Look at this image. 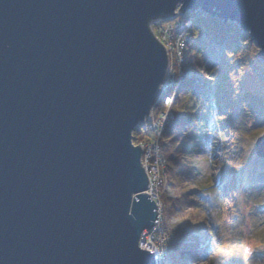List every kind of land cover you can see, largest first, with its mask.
Here are the masks:
<instances>
[{"label":"water","instance_id":"obj_1","mask_svg":"<svg viewBox=\"0 0 264 264\" xmlns=\"http://www.w3.org/2000/svg\"><path fill=\"white\" fill-rule=\"evenodd\" d=\"M177 7L234 24L264 63V0H0V264H158L132 132L169 68L151 25Z\"/></svg>","mask_w":264,"mask_h":264},{"label":"rangeland","instance_id":"obj_2","mask_svg":"<svg viewBox=\"0 0 264 264\" xmlns=\"http://www.w3.org/2000/svg\"><path fill=\"white\" fill-rule=\"evenodd\" d=\"M178 10L179 7L176 8L175 13H179ZM165 22V20L162 22V26L167 27ZM160 25H157V22L151 25L155 36L156 32H159L157 27ZM247 40L249 42L248 37ZM255 49L257 51L256 46ZM175 69L178 70V67H175ZM259 84L257 85L258 90H263L264 84ZM177 90V86L170 89L171 102L169 104H155L145 123H143L151 133L152 128L158 131L155 136L157 140L163 128L169 124L170 119L167 116L172 112L174 104L171 103ZM234 105L236 104H229L228 109L233 108ZM255 105L258 106V104ZM156 107H158V110L155 111ZM192 110H195V108ZM162 111H164V114H162ZM157 112L160 116L155 115ZM215 112L217 111L212 109L209 115L213 128L199 124V134L208 137L205 142L197 141V144L202 146L201 153L193 156L190 154V160L189 157L181 155L180 152L177 153L176 163L179 165L180 170L186 171L190 165L196 168L193 170L194 175L183 181V183L187 182V185L182 186L181 179L174 181L173 184L179 186L180 190H176L169 182L166 171L167 166L165 169L163 168V161L166 162V160L160 148L153 147V145H156L154 144V138L149 142H145L151 152L148 159L151 170L146 173L149 187L152 183L149 178L152 181V177L156 180L149 195L156 202L157 211L159 212L158 225L162 232L156 233L158 239L163 236L167 239V244L163 245V249H159L162 251L158 252L160 254L159 264H180L170 258L171 255L168 249L169 234L166 235V233L170 227L178 228L187 222L188 224L196 222L201 226L203 222L205 226L210 227L212 236L210 241L202 242V244H209L204 255L196 259L186 257L185 262L182 264H264V180L259 179L255 172L256 169L264 168V160L257 158L254 154L255 140L260 136H264V121L256 120L255 124L246 123L251 124L250 128L249 126L243 127L242 119L249 122L251 121V115H246L245 112H241V115L238 114L232 121V125H229L232 129H227L231 131L229 140L234 145H227L233 147V150L231 152L227 151L226 154L222 145L229 138V132L226 133V128L224 129L222 126L223 119L218 120V117L222 115L218 112L219 114L216 113L215 117ZM195 126H198L197 123ZM226 157L230 159L227 160ZM226 160L227 162H225ZM153 161H155L156 167L152 165ZM231 174H234L235 177H232ZM226 179V184L222 183V187L227 190V193H225L227 197L225 198L221 191L217 192V183ZM200 189L204 190L202 197L196 194L197 190ZM163 193L169 198L167 203L169 213L166 215L160 202V195ZM185 196L186 199H184ZM190 198L191 200H189ZM197 198L200 201L197 202ZM182 200L184 201L182 202ZM194 204L196 206H193ZM219 237H221V242H219ZM200 241H202L201 238ZM219 243L223 246L216 250L214 245Z\"/></svg>","mask_w":264,"mask_h":264},{"label":"trees","instance_id":"obj_3","mask_svg":"<svg viewBox=\"0 0 264 264\" xmlns=\"http://www.w3.org/2000/svg\"><path fill=\"white\" fill-rule=\"evenodd\" d=\"M188 20H191V23L185 27ZM175 21L179 23V28H171L173 24L169 23L165 25L169 28L166 31L174 35L182 33L184 40H186V49L180 68V74L184 77H182L171 103L174 104L171 112L172 121L170 120L160 133L159 144L161 153L167 162L166 171L169 182L176 190H180L179 186L173 184L174 181L181 179L180 183H183L194 175L193 170L196 168L190 165L186 171L180 170L176 163L177 153L180 152L181 155L189 157V160L190 154L193 156L201 153L202 146L197 144V141L205 142L208 137L199 134V124L213 128L209 116L212 109L217 111L214 113L215 117L219 113L222 115L218 117V120L223 119L222 126L224 129L226 128L225 130L230 129L229 125H232V121L238 114L241 115V112L251 115L249 122L242 119L243 127L249 126L250 128L251 124L246 123L255 124L256 120L264 121V89L258 90L257 88L259 83L264 84V63L257 56L255 46L248 42L247 35L240 32L234 24L229 22L223 24L201 12L185 14L176 18ZM160 24L157 28L166 27L162 26V23ZM173 87L164 92L163 98L157 104H164L163 99L171 95L169 91ZM198 104L200 105L198 106ZM229 104L236 105L228 109ZM156 108L155 111L158 110V107ZM193 108L195 110H192ZM196 123L197 127L195 126ZM230 130L226 131V133L229 132V138L222 145L226 154L227 151L233 150V147L227 145H234L229 140L231 138ZM157 132L155 129L151 133L144 124H141L134 130L133 140L134 142L143 140L149 142L156 136ZM229 141L230 143H228ZM226 159L229 160L230 158L226 157ZM255 172L259 179L264 180V168L256 169ZM231 175L235 177L234 174ZM226 181L227 179L217 183V192L221 191L225 198L227 197V194L225 195L227 190L222 187V183L226 184ZM185 185L187 182L182 184V186ZM196 194L202 197L204 190H197ZM168 199L166 194L160 195V202L163 205L165 215L169 213L167 209ZM179 200L181 199L179 198ZM196 201L200 200L197 198ZM209 228L203 222L202 226L196 222L194 224L187 222L178 228L172 226L168 231L166 230V235L169 234L170 258L182 264L186 257L196 259L204 255L209 244H202V242L210 241L212 236ZM221 241V237H219V242ZM222 246L219 243L218 245L215 244L214 248L217 250Z\"/></svg>","mask_w":264,"mask_h":264},{"label":"built area","instance_id":"obj_4","mask_svg":"<svg viewBox=\"0 0 264 264\" xmlns=\"http://www.w3.org/2000/svg\"><path fill=\"white\" fill-rule=\"evenodd\" d=\"M178 14V13H176ZM175 17V16H174ZM174 17L170 19V22L175 21ZM191 21L188 20L185 23V27H188L190 25ZM160 24V21L157 22V25ZM173 24L171 28H179L178 22L169 23ZM170 26V25H169ZM159 29V32H156L157 39L162 43L164 48L166 49L167 55H168V61H169V68L167 73V78L162 86V92H165L170 86H173L175 84V79L180 75V68L183 61V51L185 49V40L182 35V33H177V35H174L173 33H169L166 31L169 29L168 27H162L157 28ZM174 35V36H173ZM175 67H178V70L175 69ZM171 102V98H166L164 103L169 104ZM156 144V142L154 143ZM150 179L151 187H149V191H152L153 183L156 182V180L152 177L153 181ZM158 218L154 222V226L146 230V232L143 233V235H147L148 239L144 241V237H142V241L140 242L143 246H145V249H148V251L153 252V255L156 259V261L160 262L158 254L159 249H163V245L166 244V237L163 236L161 239H158V235L156 232H162L160 230V226ZM162 234V233H161Z\"/></svg>","mask_w":264,"mask_h":264},{"label":"bare ground","instance_id":"obj_5","mask_svg":"<svg viewBox=\"0 0 264 264\" xmlns=\"http://www.w3.org/2000/svg\"><path fill=\"white\" fill-rule=\"evenodd\" d=\"M162 114H164V111H162ZM169 114V113H168ZM155 115H158V116H160L159 114H158V112L155 114ZM168 117V119H170L171 120V118H172V115H171V113L167 116ZM145 120H146V118L144 119V121L141 123V124H143V123H145ZM172 121V120H171ZM141 124H138L137 126H139V125H141ZM137 126L134 128V130L137 128ZM134 130H133V132H134ZM152 130L154 131V128H152ZM133 132H132V144H133V146H139L140 148H141V158H140V164H141V166L143 167V169H144V171H145V173H147V172H149L150 170H151V168H150V166H149V164H148V159H149V157L151 156V154L149 155V153H151L150 152V149L145 145V141L143 140V141H140V142H134V140H133ZM153 147L154 148H160V144H156V145H153ZM151 148V147H150ZM149 155V156H148ZM155 158V157H154ZM155 160V159H154ZM160 162H162V161H160ZM163 168L165 169L166 168V166H167V164H166V162L165 161H163ZM152 165L153 166H155L156 167V164H155V161H153L152 162ZM147 194L148 195H150V191L148 190V192H147ZM159 212L157 211V218H159ZM144 232H146V229H144L143 231H142V234H141V237H140V241H139V246L142 248V249H144L145 248V246H143L140 242L142 241V237H144V241L145 240H147L148 239V236L147 235H143V233ZM165 234V233H164ZM156 261V260H155ZM158 264H159V262L158 261H156Z\"/></svg>","mask_w":264,"mask_h":264},{"label":"clouds","instance_id":"obj_6","mask_svg":"<svg viewBox=\"0 0 264 264\" xmlns=\"http://www.w3.org/2000/svg\"><path fill=\"white\" fill-rule=\"evenodd\" d=\"M179 14V13H178ZM175 15H177V14H175Z\"/></svg>","mask_w":264,"mask_h":264}]
</instances>
